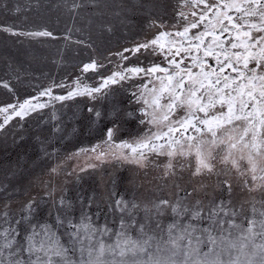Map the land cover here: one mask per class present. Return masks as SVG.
<instances>
[{"label": "snow or ice", "instance_id": "snow-or-ice-1", "mask_svg": "<svg viewBox=\"0 0 264 264\" xmlns=\"http://www.w3.org/2000/svg\"><path fill=\"white\" fill-rule=\"evenodd\" d=\"M0 37V264H264V0H0Z\"/></svg>", "mask_w": 264, "mask_h": 264}, {"label": "rangeland", "instance_id": "rangeland-1", "mask_svg": "<svg viewBox=\"0 0 264 264\" xmlns=\"http://www.w3.org/2000/svg\"><path fill=\"white\" fill-rule=\"evenodd\" d=\"M32 3L33 5L37 2V0H10L11 3H20L21 5H26L29 3ZM41 3L47 4L49 0H40ZM27 15L35 18H38V14L36 12L27 13ZM40 16L45 17L46 19L50 18L52 22L56 19V13L54 11L49 12L47 10H41L39 13ZM59 27H63V25H59ZM127 39H132L131 34H127ZM0 40H2V37H0ZM121 43L125 42L123 39L120 41ZM55 49L51 47H45L40 48L35 51L34 58L30 56H22V59L24 60H31V65L29 66L27 63L25 64V67L28 68V71L31 73L32 77L39 78L38 82H46L45 77L48 75L56 76L59 78V76L67 74H72L74 69L69 64L65 66L64 64L57 65L53 63V60L55 59L54 55ZM33 82H37L35 79ZM85 147H88L89 145L85 144ZM72 151H75V148H72L71 145L69 146ZM88 160V157H85L83 154L77 159V160H70L68 161L69 164L76 166L77 164H85ZM135 166L129 164L128 162H120L115 157H111L109 159H106L104 163H98V167L96 170L92 173V175H84L83 179L78 182L80 186H82L85 189H88L90 186L92 187H98L100 190H103L104 186L108 184L111 177H115L118 175H124V176H131L135 174ZM75 179V178H74ZM101 223H103V220H101Z\"/></svg>", "mask_w": 264, "mask_h": 264}]
</instances>
